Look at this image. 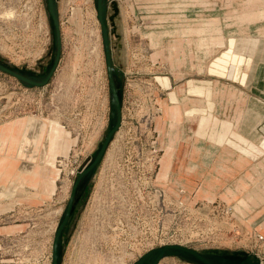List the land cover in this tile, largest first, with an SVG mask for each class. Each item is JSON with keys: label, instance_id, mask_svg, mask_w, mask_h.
<instances>
[{"label": "rangeland", "instance_id": "obj_1", "mask_svg": "<svg viewBox=\"0 0 264 264\" xmlns=\"http://www.w3.org/2000/svg\"><path fill=\"white\" fill-rule=\"evenodd\" d=\"M116 1L119 35L110 37L123 72L122 124L61 264H130L165 243L243 249L264 264V0ZM58 7L62 51L49 82L25 87L0 71V227L8 229L0 233V264L52 263L74 178L108 126L94 0H58ZM231 37L258 39L261 53H249L251 42L242 51L245 84L211 70ZM51 47L44 0H0L2 58L40 71ZM157 76H168L169 86ZM242 131L247 140L238 138Z\"/></svg>", "mask_w": 264, "mask_h": 264}, {"label": "water", "instance_id": "obj_2", "mask_svg": "<svg viewBox=\"0 0 264 264\" xmlns=\"http://www.w3.org/2000/svg\"><path fill=\"white\" fill-rule=\"evenodd\" d=\"M44 1L52 34L51 59L49 63L45 67H41L40 71H36L14 65L0 56V71L15 77L25 87L46 85L54 75L61 57L62 32L58 0ZM94 6L101 26L109 86V120L108 126L97 148L92 153L89 161L74 178L70 197L56 227L51 264L62 263L65 246L79 211L84 204L86 191L110 142L122 124V106L124 99L123 72L118 69L114 62L110 37L111 33L119 35L113 23L114 17L118 14L119 7L116 0H94ZM109 6L112 7L113 13L109 12ZM108 18L111 20L113 26L111 28L108 24ZM166 257H177L192 264H261V259L257 254L243 249L217 247L197 249L178 243H165L152 247L130 264H158Z\"/></svg>", "mask_w": 264, "mask_h": 264}, {"label": "crops", "instance_id": "obj_3", "mask_svg": "<svg viewBox=\"0 0 264 264\" xmlns=\"http://www.w3.org/2000/svg\"><path fill=\"white\" fill-rule=\"evenodd\" d=\"M241 38L237 39V38H233L231 37L229 40V48L228 50L224 51L223 54L217 58V60L214 62L213 67L211 68V70H215V71H219L222 74H229L230 76L234 77L235 79H239V81L243 84H245L246 82V73L242 71V64L245 61V55L242 53V51H246L247 49H249L248 43L251 42V49H254L253 51H250L249 53H261V51L259 49H257L258 47L256 45H258V39H241ZM243 40V41H242ZM242 42V46L241 45ZM235 53H239L238 55H236ZM255 60L257 59V57H254ZM228 61H231V63L233 64V68L228 70V72H226L227 67H226V63ZM258 62V61H257ZM223 70V71H221ZM157 80L162 83L164 86H169L170 84V79L168 76L162 77V76H157ZM191 89H193L196 92H203V89L199 86H193L191 87ZM207 94H209V91L207 92ZM171 99L173 101L177 100L175 94L173 92H171ZM208 106L209 108H212L213 103L208 100ZM198 110H202L204 111V109H198ZM192 112V110H191ZM247 112L246 108L243 114H245ZM242 120L245 122V115H243ZM229 123V122H228ZM254 134V138H258L257 135L258 133H252ZM247 136H250L247 134V132H240L239 133V139L241 140H247ZM8 229L7 227H0V233H4L7 232Z\"/></svg>", "mask_w": 264, "mask_h": 264}, {"label": "bare ground", "instance_id": "obj_4", "mask_svg": "<svg viewBox=\"0 0 264 264\" xmlns=\"http://www.w3.org/2000/svg\"><path fill=\"white\" fill-rule=\"evenodd\" d=\"M1 191H2V189H0V193H1ZM4 191V190H3ZM52 249H53V247H52ZM53 253V252H52Z\"/></svg>", "mask_w": 264, "mask_h": 264}, {"label": "built area", "instance_id": "obj_5", "mask_svg": "<svg viewBox=\"0 0 264 264\" xmlns=\"http://www.w3.org/2000/svg\"><path fill=\"white\" fill-rule=\"evenodd\" d=\"M82 168H83V167H82ZM82 168H81V169H82ZM81 169H80V170L78 169V171H81ZM78 173H79V172H78Z\"/></svg>", "mask_w": 264, "mask_h": 264}]
</instances>
